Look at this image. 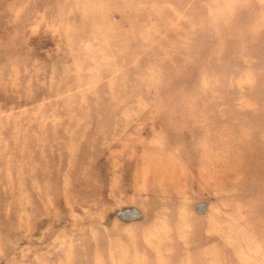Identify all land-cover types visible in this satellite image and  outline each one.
I'll use <instances>...</instances> for the list:
<instances>
[{"label": "rangeland", "instance_id": "374dc122", "mask_svg": "<svg viewBox=\"0 0 264 264\" xmlns=\"http://www.w3.org/2000/svg\"><path fill=\"white\" fill-rule=\"evenodd\" d=\"M0 264H264V0H0Z\"/></svg>", "mask_w": 264, "mask_h": 264}, {"label": "bare ground", "instance_id": "6f19581e", "mask_svg": "<svg viewBox=\"0 0 264 264\" xmlns=\"http://www.w3.org/2000/svg\"><path fill=\"white\" fill-rule=\"evenodd\" d=\"M167 163V162H166ZM160 177V176H159ZM158 179V178H157ZM156 181V180H155Z\"/></svg>", "mask_w": 264, "mask_h": 264}]
</instances>
